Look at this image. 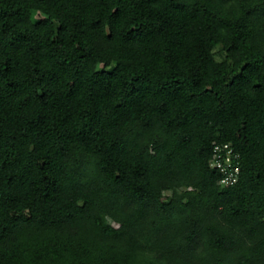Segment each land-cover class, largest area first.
I'll use <instances>...</instances> for the list:
<instances>
[{
  "label": "trees",
  "instance_id": "trees-1",
  "mask_svg": "<svg viewBox=\"0 0 264 264\" xmlns=\"http://www.w3.org/2000/svg\"><path fill=\"white\" fill-rule=\"evenodd\" d=\"M0 264H264V0H0Z\"/></svg>",
  "mask_w": 264,
  "mask_h": 264
},
{
  "label": "built area",
  "instance_id": "built-area-1",
  "mask_svg": "<svg viewBox=\"0 0 264 264\" xmlns=\"http://www.w3.org/2000/svg\"><path fill=\"white\" fill-rule=\"evenodd\" d=\"M211 165L221 173L219 180L223 186L239 180L241 173V156L231 142H215Z\"/></svg>",
  "mask_w": 264,
  "mask_h": 264
},
{
  "label": "rangeland",
  "instance_id": "rangeland-1",
  "mask_svg": "<svg viewBox=\"0 0 264 264\" xmlns=\"http://www.w3.org/2000/svg\"><path fill=\"white\" fill-rule=\"evenodd\" d=\"M215 52H216V57L218 59H223L225 57V55H226L225 51L220 47V45H218L216 47ZM167 194L169 195L170 194V191H167Z\"/></svg>",
  "mask_w": 264,
  "mask_h": 264
}]
</instances>
